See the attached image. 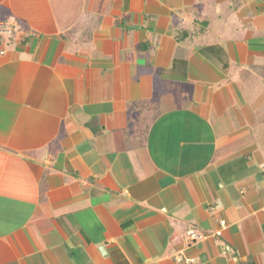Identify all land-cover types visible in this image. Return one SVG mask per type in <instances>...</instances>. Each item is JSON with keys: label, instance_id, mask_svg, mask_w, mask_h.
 <instances>
[{"label": "crops", "instance_id": "crops-1", "mask_svg": "<svg viewBox=\"0 0 264 264\" xmlns=\"http://www.w3.org/2000/svg\"><path fill=\"white\" fill-rule=\"evenodd\" d=\"M1 24L0 264H264V0Z\"/></svg>", "mask_w": 264, "mask_h": 264}, {"label": "built area", "instance_id": "built-area-1", "mask_svg": "<svg viewBox=\"0 0 264 264\" xmlns=\"http://www.w3.org/2000/svg\"><path fill=\"white\" fill-rule=\"evenodd\" d=\"M8 26L7 25H4V24H1L0 25V33L1 32H5V31H8L9 32V29H7ZM0 53H3V51H0ZM221 223H224L223 221ZM217 234H220V231H217Z\"/></svg>", "mask_w": 264, "mask_h": 264}]
</instances>
